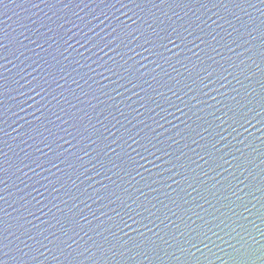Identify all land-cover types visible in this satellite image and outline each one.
Returning a JSON list of instances; mask_svg holds the SVG:
<instances>
[{"label": "water", "instance_id": "water-1", "mask_svg": "<svg viewBox=\"0 0 264 264\" xmlns=\"http://www.w3.org/2000/svg\"><path fill=\"white\" fill-rule=\"evenodd\" d=\"M262 234L264 0H4L0 264H260Z\"/></svg>", "mask_w": 264, "mask_h": 264}, {"label": "snow or ice", "instance_id": "snow-or-ice-1", "mask_svg": "<svg viewBox=\"0 0 264 264\" xmlns=\"http://www.w3.org/2000/svg\"><path fill=\"white\" fill-rule=\"evenodd\" d=\"M4 3V0H0V5H2ZM171 42V41H170ZM206 235V234H205ZM264 235V234H262ZM193 247H196L195 244H193ZM199 250V249H197ZM238 252L239 251H242L241 250H237ZM246 257H248L249 259L255 257L257 259H259L260 261V264H264V248L260 249V250H255V249H249L247 251H244L243 253ZM194 255V254H193Z\"/></svg>", "mask_w": 264, "mask_h": 264}]
</instances>
